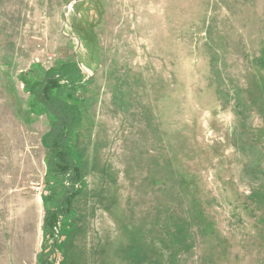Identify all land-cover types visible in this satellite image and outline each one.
Instances as JSON below:
<instances>
[{"label":"rangeland","instance_id":"374dc122","mask_svg":"<svg viewBox=\"0 0 264 264\" xmlns=\"http://www.w3.org/2000/svg\"><path fill=\"white\" fill-rule=\"evenodd\" d=\"M66 62L82 179L51 246V117L29 99ZM39 256L264 264V0H0V264Z\"/></svg>","mask_w":264,"mask_h":264},{"label":"trees","instance_id":"16d2710c","mask_svg":"<svg viewBox=\"0 0 264 264\" xmlns=\"http://www.w3.org/2000/svg\"><path fill=\"white\" fill-rule=\"evenodd\" d=\"M80 72L76 62H66L47 70L43 79L31 86L30 110L36 114L46 112L51 117L50 128L43 136L47 144L46 169L48 176L59 183L61 191L59 207L45 209L43 216L42 230L51 237V246L57 244V224L69 217L72 201L78 193L75 185L82 179L81 166L73 157L72 139L70 143L68 136L70 132L72 138V132L81 124L82 112L60 94L63 86L80 83ZM38 263L45 264V261L39 256Z\"/></svg>","mask_w":264,"mask_h":264}]
</instances>
